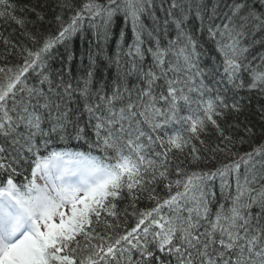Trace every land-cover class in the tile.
<instances>
[{"label": "snow or ice", "instance_id": "1", "mask_svg": "<svg viewBox=\"0 0 264 264\" xmlns=\"http://www.w3.org/2000/svg\"><path fill=\"white\" fill-rule=\"evenodd\" d=\"M16 11L0 0L32 45L3 41L22 63L0 67V264H264V143L239 150L264 133V0H56L47 35ZM117 18L132 41L109 55Z\"/></svg>", "mask_w": 264, "mask_h": 264}, {"label": "trees", "instance_id": "2", "mask_svg": "<svg viewBox=\"0 0 264 264\" xmlns=\"http://www.w3.org/2000/svg\"><path fill=\"white\" fill-rule=\"evenodd\" d=\"M17 7L16 15L26 20L25 27L27 31L33 34H42L47 35L49 33L54 34L56 31V27L54 24H49L48 21H51L54 16V8L56 4V0H13ZM35 8L36 11H32ZM58 11V9H56ZM37 13L44 15L45 19L43 21L38 19ZM123 28L126 32V42L131 43L132 41V33L130 25L125 26V23L122 18H117L116 24L113 27V36L112 40L108 45V53L111 55L115 50V41L117 39L118 33L120 29ZM22 29H20L15 23L6 22L4 20H0V67L7 64L9 67H13L16 64L22 63V61L15 56H8L7 60L4 59L6 52L12 51L10 48H6L3 41L7 39L11 42V44H19L25 43L28 44L29 47L32 45L25 39V37L21 34ZM174 35V33H172ZM258 33L256 35V39H261V35ZM91 42V43H90ZM203 42V41H202ZM95 46V40L93 34L90 30L85 32L84 37L82 38L79 34L72 38L70 47L72 51L76 54V59L73 61V74L77 75L81 73L83 67L87 66V59L85 58L84 65L80 64V55L81 53H86L90 47ZM204 48L206 50L207 56H216L214 49L211 44L205 43ZM259 49L260 52L264 51V45L256 44L251 50ZM262 53V52H261ZM256 56L259 57L260 54ZM56 54L63 58L64 55V46H59L56 50ZM259 61V60H258ZM100 67L97 70L96 78L100 80L102 78L111 79L115 75V68H106L105 61L102 59L98 61ZM208 63V60L204 61ZM52 68H57L60 66L59 60L50 61ZM31 75V74H30ZM33 82L32 80L29 81ZM251 97V108L248 116V120L251 125L255 127L258 133L260 130L264 128V120L261 119L260 113L257 109L260 106H264V97L260 96L256 92L248 93ZM260 143H264V133H260L253 137L252 141L248 144H245L239 148L241 152L251 151L252 147L259 145ZM207 167H214V165L209 164ZM219 191L218 183H217V192ZM149 204L147 201H142L138 207L145 208L148 207ZM135 224V217L129 215L127 219V226L130 228Z\"/></svg>", "mask_w": 264, "mask_h": 264}]
</instances>
